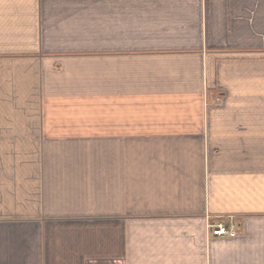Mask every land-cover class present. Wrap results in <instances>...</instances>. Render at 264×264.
<instances>
[{
  "label": "crops",
  "instance_id": "1",
  "mask_svg": "<svg viewBox=\"0 0 264 264\" xmlns=\"http://www.w3.org/2000/svg\"><path fill=\"white\" fill-rule=\"evenodd\" d=\"M0 264H264V0H0Z\"/></svg>",
  "mask_w": 264,
  "mask_h": 264
},
{
  "label": "built area",
  "instance_id": "2",
  "mask_svg": "<svg viewBox=\"0 0 264 264\" xmlns=\"http://www.w3.org/2000/svg\"><path fill=\"white\" fill-rule=\"evenodd\" d=\"M208 233L210 237L234 238L238 235V223L234 219L228 222L211 223Z\"/></svg>",
  "mask_w": 264,
  "mask_h": 264
},
{
  "label": "rangeland",
  "instance_id": "3",
  "mask_svg": "<svg viewBox=\"0 0 264 264\" xmlns=\"http://www.w3.org/2000/svg\"><path fill=\"white\" fill-rule=\"evenodd\" d=\"M85 48H88V49H95L96 48V41L95 40H85L84 41V49ZM41 58V57H40ZM46 72L43 71L42 74H45ZM60 105H58L59 107ZM63 107V105H61ZM64 109L65 110H73V111H77L79 110V107L77 105H72V104H68V105H64ZM43 110H57V104L56 105H49L47 107H44ZM81 110H82V106H81ZM234 217H229L227 219H222L220 222H228L230 221L231 219H233ZM235 220V219H234ZM236 221V220H235ZM220 222H217V223H220ZM237 222V221H236ZM211 224V221H208V224H207V230H208V227L209 225Z\"/></svg>",
  "mask_w": 264,
  "mask_h": 264
}]
</instances>
